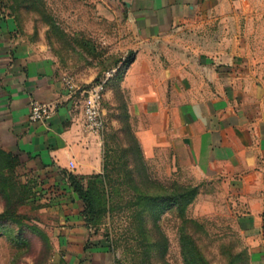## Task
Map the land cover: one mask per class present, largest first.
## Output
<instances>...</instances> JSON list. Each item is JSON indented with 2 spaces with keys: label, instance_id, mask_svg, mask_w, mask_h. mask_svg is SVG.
<instances>
[{
  "label": "rangeland",
  "instance_id": "1",
  "mask_svg": "<svg viewBox=\"0 0 264 264\" xmlns=\"http://www.w3.org/2000/svg\"><path fill=\"white\" fill-rule=\"evenodd\" d=\"M0 12L15 24L18 38L48 62L58 88L47 104L67 115L65 126L75 118L91 138L100 160L95 173L105 171L115 180L117 206L112 217L89 225L80 215L81 199L57 169L62 167L49 171L20 161L0 168V264H185L184 235L203 264H250L218 184L197 182L175 168L166 146L143 152L137 132L148 118L130 110L122 85L128 66L123 68L121 60L132 53L134 38L120 8L108 0H0ZM225 13L224 37L238 35L242 70L264 87V0H226ZM113 68L100 105L104 128L97 134L84 119V89ZM194 185L198 193L183 212L171 207L157 220L151 213L131 212L137 192L169 195ZM6 207L11 216L3 215Z\"/></svg>",
  "mask_w": 264,
  "mask_h": 264
},
{
  "label": "crops",
  "instance_id": "2",
  "mask_svg": "<svg viewBox=\"0 0 264 264\" xmlns=\"http://www.w3.org/2000/svg\"><path fill=\"white\" fill-rule=\"evenodd\" d=\"M108 1L133 31L122 85L130 110L148 118L137 132L143 152L166 146L175 168L218 184L250 264H264V87L242 70L238 35L224 37L226 0ZM2 16L1 147L25 165L100 172L75 118L65 126L67 115L54 111L43 122L29 121L31 102L51 101L58 87L48 62Z\"/></svg>",
  "mask_w": 264,
  "mask_h": 264
},
{
  "label": "trees",
  "instance_id": "3",
  "mask_svg": "<svg viewBox=\"0 0 264 264\" xmlns=\"http://www.w3.org/2000/svg\"><path fill=\"white\" fill-rule=\"evenodd\" d=\"M132 61V53H129L121 60L123 68ZM119 67V66H118ZM121 66L119 67V69ZM138 147L137 141L134 139ZM15 162H20L19 157L9 151L4 150L0 145V168H8ZM62 174L67 176L70 188L81 199L83 206L80 215L86 224L97 225L106 216L112 217L116 210V202L113 200L115 194V180L105 171L78 176L62 168H57ZM82 179H85L83 184ZM25 186V185H23ZM198 193V186H186L180 190H175L169 195H152L137 192L131 202V212L137 215L151 213L155 220L171 207H176L180 212L193 202ZM22 203V201H21ZM10 208H5L3 215L11 216ZM189 241V242H188ZM181 251L185 264H203V258L196 249L194 243L185 235L180 239Z\"/></svg>",
  "mask_w": 264,
  "mask_h": 264
},
{
  "label": "built area",
  "instance_id": "4",
  "mask_svg": "<svg viewBox=\"0 0 264 264\" xmlns=\"http://www.w3.org/2000/svg\"><path fill=\"white\" fill-rule=\"evenodd\" d=\"M116 68L108 70L97 82L91 84L84 92L87 96L83 107L84 119L90 130L100 134L104 128L101 117V101L104 97L107 81L114 75ZM52 109L47 103L32 101L28 116L31 122H43L50 117Z\"/></svg>",
  "mask_w": 264,
  "mask_h": 264
}]
</instances>
